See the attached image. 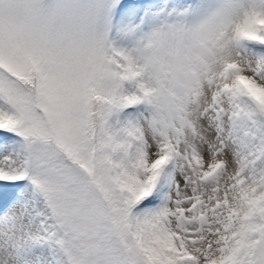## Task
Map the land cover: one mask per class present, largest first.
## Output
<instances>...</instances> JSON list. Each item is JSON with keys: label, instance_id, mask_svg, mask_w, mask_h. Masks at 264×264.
<instances>
[{"label": "snow or ice", "instance_id": "obj_1", "mask_svg": "<svg viewBox=\"0 0 264 264\" xmlns=\"http://www.w3.org/2000/svg\"><path fill=\"white\" fill-rule=\"evenodd\" d=\"M0 264H264V0H0Z\"/></svg>", "mask_w": 264, "mask_h": 264}]
</instances>
